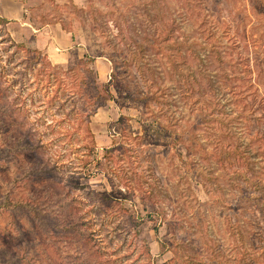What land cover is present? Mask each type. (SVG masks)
Returning a JSON list of instances; mask_svg holds the SVG:
<instances>
[{
  "label": "rangeland",
  "instance_id": "obj_1",
  "mask_svg": "<svg viewBox=\"0 0 264 264\" xmlns=\"http://www.w3.org/2000/svg\"><path fill=\"white\" fill-rule=\"evenodd\" d=\"M143 1L149 0H0V104L12 103L42 144L40 154L26 150L22 130L0 122V205L7 199L36 207H0V264H82V241L61 230L58 206L65 198L73 199L89 232L86 245L97 250L85 264H264V238L252 237L264 209V0H205L195 7L199 13L186 25L195 47L188 61L202 70L201 89L192 80L195 91L182 101L177 83L166 81L174 85L168 97L186 111L199 105V91L207 98L213 89L221 103L237 98L226 107L238 116L236 144L251 151L246 164L221 146L213 153L211 144L204 160L186 161L183 143L154 124L150 115L159 108L139 100L145 91L139 71L115 68L108 58L119 64L126 51L118 11L135 23L125 34L138 39ZM89 7L92 16L80 11ZM13 9L21 11L18 19L17 10L8 14ZM36 45L46 47L38 50L49 64H33L25 49ZM85 55L93 61L78 65ZM149 57L153 65L163 62ZM223 73L229 77L219 79ZM92 77L106 101L85 118L95 105ZM216 138L225 150L233 141ZM44 160L56 176L42 171Z\"/></svg>",
  "mask_w": 264,
  "mask_h": 264
},
{
  "label": "trees",
  "instance_id": "obj_2",
  "mask_svg": "<svg viewBox=\"0 0 264 264\" xmlns=\"http://www.w3.org/2000/svg\"><path fill=\"white\" fill-rule=\"evenodd\" d=\"M205 0H149L143 1V8L146 10L142 16V27H140L139 31H136V39L131 34H125V31L129 32L130 28L135 29V23L130 21V15L128 12H123V9L118 11V15L121 17V21L119 18L115 19V22L121 23L125 22L126 30L118 26L121 32V40L126 44V51L124 54L120 55L119 64L114 61V56L112 54H108V58L114 62L115 68L116 66H122L127 70H130V67H135L137 71H139V75L141 77L142 82L145 85L144 94L138 96L139 100L143 102L144 107H148L150 104H154L160 110L159 113H151V117H154L153 122L156 126L163 130V133L173 138L175 141H180L183 143L185 147V157L186 161L188 160L190 163L192 162H200L204 160V156L208 154L209 149H207V145L211 144L213 146L212 152L217 149V147L221 146L224 150L223 153L237 152L239 155L238 160L242 159L241 162L246 164V158L251 156V151L247 148L240 149V147L236 144L239 143V127L235 125L234 121L238 116H232L233 109H227V105L237 104V98L233 99L230 103L228 99L227 102L221 103L218 98L215 97L213 93V89H211L210 97H205L201 91H197L199 93V100L197 104H199L196 108L187 107L186 109H178L177 100L172 99V97H168L169 90L174 89V85H169L166 83L174 81L177 84L175 86L179 88L180 96L183 98L182 101H185L189 96L188 92H194V82L198 81L196 84L198 89H201V85L199 83V77H197V73L202 70L196 69L194 70L188 61V55L195 52V47H193V42L190 41V35L186 32V25L190 16H193V13H199V8L203 6L202 4ZM129 3L127 5H131ZM151 6V7H149ZM197 7L198 9H196ZM128 9L127 6L124 7ZM80 11H84L89 13L92 16L93 11L89 8H81ZM100 11V10H98ZM151 11H154L153 14ZM195 11V12H194ZM103 12V11H102ZM168 12V18H166ZM193 12V13H192ZM195 16V15H194ZM127 17V18H124ZM199 15L195 16V20L197 21ZM130 21V22H129ZM6 19H2L1 23H6ZM129 22V23H127ZM153 25V28L150 29ZM202 26V23L199 24ZM136 30V29H135ZM214 31V30H213ZM11 45H15V47H20V45L14 43L10 40ZM201 44V43H199ZM199 48L203 49L202 44ZM27 52H31L34 54L32 56L33 64H37L38 62L44 64L45 62L49 64V61H46L44 56L40 55V50L38 49H25ZM154 54V56H159L160 65H153L149 62V54ZM43 57V58H42ZM93 56L85 55L81 59H79L78 65L90 63L93 61ZM203 61V60H202ZM235 68L238 65H232ZM237 69H235L236 71ZM88 74L93 73V69H88ZM238 73L243 72V69L240 67L237 70ZM118 74L116 71H113L112 77L118 78ZM235 80H239L242 84L244 82L245 77L243 75H232ZM228 78L229 76L225 73L218 76ZM78 84L81 87H86L88 81L85 77H79ZM239 85V84H238ZM90 86L94 91V95L92 97V102L95 103L94 107L90 112H87L85 118H89L91 113H94L96 110V106L104 105L106 101V97L101 94L98 86L96 84L95 79L92 77L90 81ZM235 93V92H233ZM237 94H233V97ZM242 97V96H241ZM244 96L240 99L243 101ZM236 101V102H235ZM194 115L191 118V115ZM20 113L18 110L16 111L13 108L12 103H1L0 104V122H7L9 124L17 125L22 131L21 136L25 139V149L38 153H41L42 144L38 139H34L32 137L31 129L24 128L25 120L22 117H19ZM11 117V118H9ZM252 121L259 120L258 117H250ZM89 135L92 138V134L89 129L86 128ZM205 130V138L211 137L213 142H204L202 131ZM228 138V140H233L231 144L228 145L227 150L224 145H221V139L216 138L219 136ZM249 144V143H248ZM230 146L232 149L230 150ZM90 150L93 153L94 145L90 146ZM109 156L112 155V149L106 150ZM105 153V154H107ZM214 153V152H213ZM248 154V156H246ZM199 156L200 158L195 159L194 157ZM242 157V158H241ZM253 158V157H251ZM235 161V160H234ZM236 162V161H235ZM99 162H97L98 164ZM197 165L199 167L201 164L195 163L194 166ZM236 164V169H240ZM192 166L191 168H193ZM41 168L43 172H46L49 175H55V165L48 161L41 162ZM101 198L103 201H106L109 196L101 194ZM25 206L29 210H33L35 212L36 207H29V204L25 203H12L4 199L1 202V206L7 208L9 206L18 207ZM59 207V214L62 216V231H74L78 235V239L82 241L81 248L78 249V256L80 258V262L85 264L89 259V256H97V250L93 247H89L90 245H86L87 239L89 238V232L86 228L83 227L84 221L81 220V216L78 214L77 206L72 201L67 200L62 201ZM261 215L262 223L260 225H256V227H252V237H257V239L264 238V209H259ZM259 226V227H258ZM239 230V229H238ZM240 233V231H239ZM241 234V233H240ZM240 236H243L242 234ZM90 251V253L88 252ZM97 260V257H93ZM253 261V258H252ZM186 264H190V261L186 260ZM253 264H257V261H253Z\"/></svg>",
  "mask_w": 264,
  "mask_h": 264
},
{
  "label": "crops",
  "instance_id": "obj_3",
  "mask_svg": "<svg viewBox=\"0 0 264 264\" xmlns=\"http://www.w3.org/2000/svg\"><path fill=\"white\" fill-rule=\"evenodd\" d=\"M16 10H17V16L15 17V19H18V17H20L21 16V11H18V9H13V10H8V14H10V12L11 11H13V12H16ZM21 26H22V24H21ZM37 49L39 48V49H44V48H46L45 46H38V45H36L35 46ZM46 50V49H45Z\"/></svg>",
  "mask_w": 264,
  "mask_h": 264
}]
</instances>
